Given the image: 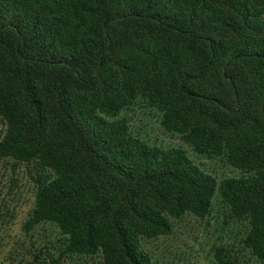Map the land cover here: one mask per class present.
<instances>
[{
  "label": "trees",
  "instance_id": "obj_1",
  "mask_svg": "<svg viewBox=\"0 0 264 264\" xmlns=\"http://www.w3.org/2000/svg\"><path fill=\"white\" fill-rule=\"evenodd\" d=\"M136 106L241 178L136 137ZM0 163L34 189L25 239L59 231L17 264H164L147 245L215 199L264 264V0H0Z\"/></svg>",
  "mask_w": 264,
  "mask_h": 264
},
{
  "label": "rangeland",
  "instance_id": "obj_2",
  "mask_svg": "<svg viewBox=\"0 0 264 264\" xmlns=\"http://www.w3.org/2000/svg\"><path fill=\"white\" fill-rule=\"evenodd\" d=\"M125 116L129 118L135 136L151 146L184 149L192 161L218 181L225 178H241L238 171L227 167L220 160L200 158L179 138L164 132L156 110L136 106ZM33 193L34 189L24 169L19 168L13 172L10 164L0 163V210L5 206L8 212L4 218L0 217V264H17L21 255L28 257L29 250H44L41 257L48 260L44 246L59 237L56 227L44 224L32 233L34 247L25 239L23 225L34 204ZM225 214V207L215 199L213 212L207 221L192 216L185 217L175 224L170 237L150 242L147 247L156 259L164 264H215L213 250L221 244H228L233 250L240 252L238 259L243 264H260L248 253L241 251V239L248 231L246 224L228 223ZM46 264H49V261H46ZM61 264L72 262L65 260Z\"/></svg>",
  "mask_w": 264,
  "mask_h": 264
}]
</instances>
